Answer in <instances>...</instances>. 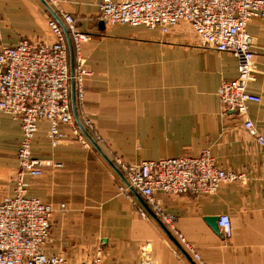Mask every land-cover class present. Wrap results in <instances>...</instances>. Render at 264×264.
Segmentation results:
<instances>
[{
    "label": "crops",
    "instance_id": "0c3cea01",
    "mask_svg": "<svg viewBox=\"0 0 264 264\" xmlns=\"http://www.w3.org/2000/svg\"><path fill=\"white\" fill-rule=\"evenodd\" d=\"M43 1L61 22V14H68L81 32L90 35L81 47L91 72L84 83V104L104 142L100 148L113 166L117 169L116 157L136 165L193 158L208 149L216 167L242 173L245 181L223 184L213 195L156 194L155 198L175 217L177 234L202 263L264 264V151L235 113L221 109L217 97L219 86L237 77V60L176 30L162 35L143 26L99 29L98 0ZM48 17L53 18L40 0H0V44L11 47L21 39L49 43L53 36L46 25ZM246 31L257 50L247 90L260 98L259 104L248 106L247 117L264 136V20L250 21ZM48 128L46 122L37 124L32 152L62 167L24 181L28 197L55 209L66 208L51 218L50 254L69 259L91 245L92 252L101 250L102 264H141L143 249L150 245L152 264H190L146 213L140 196L118 194L123 178L90 144L81 147L71 128L62 126L64 139L52 148ZM20 139L18 122L0 112V198L15 188ZM85 209H96L97 215L89 216ZM220 216L229 218L232 246L205 222ZM72 225L85 226L71 230ZM182 244L194 264H200Z\"/></svg>",
    "mask_w": 264,
    "mask_h": 264
},
{
    "label": "built area",
    "instance_id": "2783aa9c",
    "mask_svg": "<svg viewBox=\"0 0 264 264\" xmlns=\"http://www.w3.org/2000/svg\"><path fill=\"white\" fill-rule=\"evenodd\" d=\"M96 8L98 18L103 17L107 23L143 26L163 35L184 26L204 48L233 56L237 60V77L219 86L218 101L224 112H235L242 120L243 129L264 151V136L256 132L247 117L248 106L259 104L260 98L247 90L254 77L257 50L246 31L250 21L264 20V0H99ZM61 20L71 40L72 74L64 34L53 18L47 19V28L53 36L51 44H34L26 39L11 47L0 44V112L18 122L21 132L16 152V185L11 195L0 198V264H102L100 252L77 263L63 255L49 253L51 218L54 212H65L66 208L60 205L55 209L28 197V185L24 181L27 177H41L46 169L62 167L34 156L32 144L39 122L48 124L47 137L52 148L64 139L62 126L71 128L79 144L89 146L72 115L71 82L77 117L87 134L92 136L94 131L84 104L83 80L90 74L83 66L80 52V43L90 36L77 31L76 21L70 15L62 13ZM114 162L127 184H121L118 191L126 198L134 191L172 231H175V217L161 207L156 194L213 195L223 184H242L245 180L242 173L216 167L208 149L193 158L143 161L136 165L119 158ZM138 214L147 218L141 209ZM217 226L226 244L232 246L229 218L220 216ZM188 251L194 260L204 264L198 254L190 248ZM150 258L146 249L141 264H152Z\"/></svg>",
    "mask_w": 264,
    "mask_h": 264
},
{
    "label": "water",
    "instance_id": "95a60500",
    "mask_svg": "<svg viewBox=\"0 0 264 264\" xmlns=\"http://www.w3.org/2000/svg\"><path fill=\"white\" fill-rule=\"evenodd\" d=\"M40 2L44 5V7L46 8V10L49 12V14L54 19L57 20L60 28L62 29V32L64 34V37H65V40H66V43H67V46H68L69 57H70V74H72L73 52H72V45H71V41L69 39L67 30H66L65 26L62 24V22L56 17L55 13L51 10V8L43 0H40ZM98 26H99V29H102L103 26H104V24L100 21L99 24H98ZM70 96H71V110H72V115H73L75 124L78 127L79 131L87 139V141L89 142V144L100 154V156L110 166V168L116 173V175H118L120 178H123V177H121V174L119 173V171L113 166V164L104 155V153L102 152L101 148L87 134V132L85 131V129L81 125V123H80V121H79V119L77 117V113H76L75 102H74L73 83L72 82H71V92H70ZM233 113H235V112H233ZM122 182H123V184L127 185L124 179H122ZM131 193L134 196H136L137 199H139L138 194H136L134 191H131ZM140 203H141L142 207L144 208V210L146 211V213L156 222V224L160 227V229L163 231V233L168 238V240L175 246V248L182 254V256L190 264H194V262L188 256V254L182 249V247L180 246V244L176 241V239L172 236V234L166 229V227L156 218V216L149 209V207L145 203H143L141 200H140ZM218 221H219V217H208V218H205V222H206L207 226L210 228V230L215 235H217L219 237H223V233H222L221 229H219L218 226H217Z\"/></svg>",
    "mask_w": 264,
    "mask_h": 264
},
{
    "label": "rangeland",
    "instance_id": "374dc122",
    "mask_svg": "<svg viewBox=\"0 0 264 264\" xmlns=\"http://www.w3.org/2000/svg\"><path fill=\"white\" fill-rule=\"evenodd\" d=\"M47 2H50V3H53V0H46ZM99 1V0H98ZM65 14V13H64ZM98 15L100 16V14H99V11L97 10V19L99 20V21H101L104 25H106L107 26V28H113V27H122V25H119V24H110V23H107L106 22V20H104L103 19V17H100V18H98ZM48 19V18H47ZM46 25H47V20H46ZM76 27H77V31L78 32H80L83 36H90L88 33H83V32H81L80 30H79V28H78V26H77V24H76ZM123 27H125V26H123ZM130 28H132V27H130ZM174 30H176L177 32L179 31V33L181 34V35H183V36H185L188 40H198L186 27H184V26H179V27H175V28H173V30L172 31H174ZM171 31V32H172ZM68 33V32H67ZM163 35V34H162ZM70 39V38H69ZM27 40V39H26ZM90 40V38L88 39V40H86V41H84V42H82V43H80V49H81V47H82V45L85 43V42H88ZM28 41V40H27ZM71 41V40H70ZM29 42V41H28ZM53 42V40L52 41H50L49 43H46V44H51ZM199 42V41H198ZM81 52V59H82V62H83V66H84V68H85V70L86 71H88L89 72V74L91 75V72L85 67V64H84V57H83V55H82V51H80ZM90 75L89 76H87V77H84V80H83V85H84V83H85V81H86V79L87 78H89L90 77ZM85 91V90H84ZM88 117V119L89 120H91L92 121V119H91V117H90V115L88 114L87 115ZM92 130H94L93 131V134H92V136L90 135V137L95 141V143L100 147V144L101 143H104L103 141H102V139L100 138V136H99V134H98V132H97V130H96V128H95V125H94V123H93V121H92ZM79 144V143H78ZM81 147H83V148H88L89 146H87V147H85V146H83V145H81V144H79ZM117 158V157H116ZM49 161V160H48ZM52 163H54V162H52ZM126 163V162H125ZM54 164H57V163H54ZM116 166V165H115ZM117 167V166H116ZM54 169H57V168H54ZM59 169V168H58ZM18 171H16V173H17ZM16 175V174H15ZM14 183H15V185H16V179H15V177H14ZM245 181V180H244ZM118 194L120 195V196H123V197H125L123 194H121L119 191H118ZM126 198V197H125ZM161 207H162V205H161ZM84 212L85 213H88V215L89 216H93V215H97V213H96V209H85L84 210ZM154 214V213H153ZM155 215V214H154ZM156 216V215H155ZM157 218V217H156ZM158 219V218H157ZM159 220V219H158ZM160 221V220H159ZM161 222V221H160ZM175 222V221H174ZM162 223V222H161ZM163 224V223H162ZM164 225V224H163ZM83 226H85V225H83ZM83 226H81V225H77V226H74V225H72V228H71V230H79L81 227H83ZM165 226V225H164ZM166 227V226H165ZM90 228H92V226H90ZM166 229L172 234V233H174V235L176 236V238L178 237H180L178 234H177V231L175 230V231H172V230H169L167 227H166ZM173 235V236H174ZM175 238V239H176ZM92 240V239H91ZM177 240V239H176ZM179 244H180V246H181V244L183 245V246H185L186 247V250L188 251L189 250V248L191 249V250H193L192 248H191V246L189 245V244H187L186 243V241L183 239V238H179ZM91 244H92V242H91ZM91 245H88L87 247H86V249H83V250H81L80 251V253H78V255L77 256H75V257H69V259L68 260H70L71 262H76V261H81V260H85V259H88L90 256H96V254L98 253V252H100V254H101V260H102V253H101V250L100 249H97V250H95L94 252H92V248L93 247H90ZM90 247V248H89ZM182 247V246H181ZM184 247V248H185ZM148 250L149 251V253H150V255H151V258H152V249H151V246L150 245H146V247L143 249V255H144V251L145 250ZM183 249V248H182ZM184 250V249H183ZM194 251V250H193ZM189 252V251H188ZM150 258V259H151ZM103 263V262H102Z\"/></svg>",
    "mask_w": 264,
    "mask_h": 264
},
{
    "label": "trees",
    "instance_id": "16d2710c",
    "mask_svg": "<svg viewBox=\"0 0 264 264\" xmlns=\"http://www.w3.org/2000/svg\"><path fill=\"white\" fill-rule=\"evenodd\" d=\"M68 56H69V51H68Z\"/></svg>",
    "mask_w": 264,
    "mask_h": 264
}]
</instances>
